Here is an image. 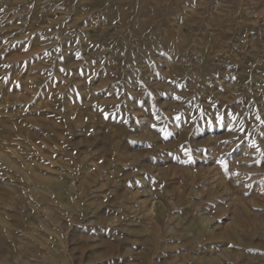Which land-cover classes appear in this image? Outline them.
Listing matches in <instances>:
<instances>
[{
    "label": "rangeland",
    "instance_id": "1",
    "mask_svg": "<svg viewBox=\"0 0 264 264\" xmlns=\"http://www.w3.org/2000/svg\"><path fill=\"white\" fill-rule=\"evenodd\" d=\"M0 264H264V0H0Z\"/></svg>",
    "mask_w": 264,
    "mask_h": 264
},
{
    "label": "crops",
    "instance_id": "2",
    "mask_svg": "<svg viewBox=\"0 0 264 264\" xmlns=\"http://www.w3.org/2000/svg\"><path fill=\"white\" fill-rule=\"evenodd\" d=\"M173 219V218H172ZM171 219V220H172ZM197 226H198V224H197ZM203 230L205 229L204 227L202 228ZM235 226L234 225H229V227H227L225 230H224V232H223V234H225L224 236L226 237V238H235V236L233 235L234 233H235ZM205 231V230H204Z\"/></svg>",
    "mask_w": 264,
    "mask_h": 264
}]
</instances>
